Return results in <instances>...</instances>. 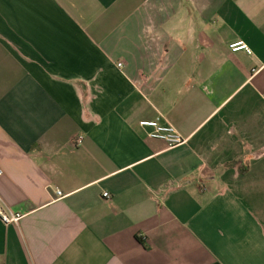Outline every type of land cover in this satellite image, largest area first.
I'll return each instance as SVG.
<instances>
[{
  "label": "crops",
  "instance_id": "0c3cea01",
  "mask_svg": "<svg viewBox=\"0 0 264 264\" xmlns=\"http://www.w3.org/2000/svg\"><path fill=\"white\" fill-rule=\"evenodd\" d=\"M0 166V264H264V0H0Z\"/></svg>",
  "mask_w": 264,
  "mask_h": 264
},
{
  "label": "built area",
  "instance_id": "2783aa9c",
  "mask_svg": "<svg viewBox=\"0 0 264 264\" xmlns=\"http://www.w3.org/2000/svg\"><path fill=\"white\" fill-rule=\"evenodd\" d=\"M230 49L232 52H246L249 55H252L253 52L249 48V46L243 42L238 41L230 45ZM119 67L122 68L123 64H119ZM162 118H157L153 121H142L140 122V126L144 129L151 130L149 132V137L152 139H158L165 141L169 144L170 147H178L184 143L182 137L177 133V131L171 125H162ZM74 143L77 146H81L84 143L83 137H77L74 140ZM4 176V171L0 166V179ZM58 195H61L59 192ZM104 197L110 198L109 194H104ZM22 216L19 214H12L11 212H7L5 206L3 205L0 199V220L5 225L17 224L20 222Z\"/></svg>",
  "mask_w": 264,
  "mask_h": 264
}]
</instances>
